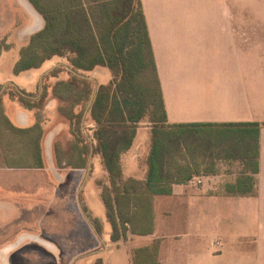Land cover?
Segmentation results:
<instances>
[{
    "label": "trees",
    "instance_id": "trees-1",
    "mask_svg": "<svg viewBox=\"0 0 264 264\" xmlns=\"http://www.w3.org/2000/svg\"><path fill=\"white\" fill-rule=\"evenodd\" d=\"M43 20V27L32 34L18 51L14 75L39 70L53 58H61L67 66H59L46 75L58 78L65 70L67 79L46 84L39 97L10 83L0 94V190L23 194L30 180L23 172H43L32 191H55L45 161V103L52 95L59 101V115L68 123L70 149L55 145L56 163L73 174L70 184L83 180L88 169L91 145L83 133L85 127L95 140L94 154L101 155L106 178L96 183L105 207V218L111 227L112 243L133 236H149L155 232V198L170 195L171 180H188L194 158L214 155L218 158L240 156L250 173H259V137L264 123L170 124L162 98L141 0H28ZM66 67L70 68L67 70ZM97 67L107 68L111 79L99 84L87 74ZM17 100L35 122L26 127L15 125L6 114L3 95ZM89 109L87 111L88 105ZM87 111V118H84ZM151 127L150 148L141 162L146 166L143 179L125 177L123 155L131 148L140 123ZM92 123L94 127L87 125ZM231 155V156H232ZM186 160V167L179 165ZM64 163V164H63ZM165 166L167 168H165ZM43 175V174H42ZM256 176H242L224 191L232 196L256 195ZM66 197V196H65ZM64 197V198H65ZM69 199H63L70 205ZM78 206V205H77ZM77 208L79 210H77ZM75 207L95 234L102 237L103 221L95 217L85 204ZM39 226V225H38ZM41 232L56 241L54 222L32 227L18 223L0 239V248L15 241L24 231ZM161 239L132 249L130 264H159ZM92 264H103L98 259Z\"/></svg>",
    "mask_w": 264,
    "mask_h": 264
},
{
    "label": "crops",
    "instance_id": "crops-1",
    "mask_svg": "<svg viewBox=\"0 0 264 264\" xmlns=\"http://www.w3.org/2000/svg\"><path fill=\"white\" fill-rule=\"evenodd\" d=\"M141 3L168 123H264V66H248L247 16L240 15L245 7L242 4L246 5L247 0H141ZM241 39L245 48L238 43ZM215 41L217 45H214ZM52 61L55 58L43 67ZM215 66H220L219 70L224 72L222 78L209 73ZM99 68L107 69L97 67L87 74L97 86L111 79L107 69L109 78L101 82L106 74ZM52 69L48 68L44 73L49 74ZM67 77L53 78L51 86ZM47 103L51 104V109L47 110L51 118L60 116L59 101L52 95L51 88L44 111ZM87 111L84 118H87ZM50 121L54 122V119H49L47 124ZM87 126L94 127L92 123ZM82 130L91 145L88 171L94 168L93 176L88 179L93 181L100 195L96 183L105 179L107 173L101 155L93 153L96 142L92 131L88 133L85 127ZM62 131L56 123L45 130L44 149L47 143L51 144L50 158L46 157L45 151L47 167L50 164L57 166L55 145L63 150L70 149L72 139L68 127L64 142L58 139ZM150 136L149 124L140 123L131 148L122 158L125 177L144 178L146 166L143 167L141 162L149 153ZM259 144L257 176L247 170L240 156H196L189 164L191 178L171 180L184 183L173 184L170 195L155 198L154 234H129L127 241L112 243L108 224L107 246H111L112 251L124 250L129 264L132 249L149 245L157 238L161 239L159 264H264V127L260 130ZM185 161L179 160V165L185 166ZM97 168H100L99 172ZM247 175L258 179L256 195L225 193L226 184H233ZM195 178L201 180L200 185L192 184ZM7 201L5 196H0V203ZM2 209L5 208L0 204V239L9 233L11 227L23 222L20 214H16V208H13L16 220ZM6 221L10 222L5 225Z\"/></svg>",
    "mask_w": 264,
    "mask_h": 264
},
{
    "label": "rangeland",
    "instance_id": "rangeland-1",
    "mask_svg": "<svg viewBox=\"0 0 264 264\" xmlns=\"http://www.w3.org/2000/svg\"><path fill=\"white\" fill-rule=\"evenodd\" d=\"M242 6L245 7H242L240 15L247 16L245 27L247 29L248 66H264V0H247V4H242ZM42 27V19L27 0H0V94L4 93L8 84L13 83L20 89L38 97L41 86L53 83L52 78L46 79L48 73L44 71L52 67L55 69L66 63L64 59L55 58V61L38 72L30 71L20 76L13 74L20 47ZM238 43L241 48H245L243 39ZM215 44L217 45L216 41ZM219 67L215 66L214 70H210L209 73L214 74L216 78H222L224 72L219 70ZM99 70L106 74V78L102 77L101 82L107 81L108 70L102 68ZM60 77H67L65 70L60 73ZM3 102L6 114L15 125L26 127L35 122L33 114L24 111L17 100H11L5 94ZM50 109L51 104L47 103L42 121L46 123L47 120L54 119V122L46 123L45 130L56 123V127L63 129L58 139L64 142L68 123L60 116L51 118V114L47 111ZM50 146L51 144H46L45 151L48 158H50ZM47 170L55 181V191L42 192L40 190L33 194L28 193L32 191L34 185H37L36 179L39 180L41 176L45 177L43 172L4 171L9 174L23 172L27 175L25 180H30V182L26 183L23 194L17 195L0 190V196H5L8 200L0 204L5 208L2 209L3 211L10 213L12 220H16V214H20V220L28 226L39 225L40 228L43 223L53 221L57 229L56 241L53 242L44 235H40L41 232L46 233L45 230L39 229L41 231L33 233L24 231L15 241L0 248V264H92L98 259H102L103 264H129L124 250L113 249L112 251V247L107 246L110 228L105 218V207L93 181L89 180L93 176L94 168L91 172L87 169L83 180L77 184H70L73 173L69 169H60L50 164ZM97 170L99 172L100 168ZM86 179L89 180L87 183ZM83 186H85L84 189ZM64 197L69 199L67 201L70 205L63 203ZM85 202L93 215L103 221L102 237L95 234L82 216L80 217L75 211V207L78 206L83 211L82 206L86 204ZM13 208H16V214L13 213L15 212ZM9 222L6 221L5 225ZM20 238L23 240L18 245H14Z\"/></svg>",
    "mask_w": 264,
    "mask_h": 264
},
{
    "label": "built area",
    "instance_id": "built-area-1",
    "mask_svg": "<svg viewBox=\"0 0 264 264\" xmlns=\"http://www.w3.org/2000/svg\"><path fill=\"white\" fill-rule=\"evenodd\" d=\"M193 185H200L201 184V180L199 178H195L194 182H192ZM217 245H220L219 242L216 243Z\"/></svg>",
    "mask_w": 264,
    "mask_h": 264
},
{
    "label": "water",
    "instance_id": "water-1",
    "mask_svg": "<svg viewBox=\"0 0 264 264\" xmlns=\"http://www.w3.org/2000/svg\"><path fill=\"white\" fill-rule=\"evenodd\" d=\"M21 240H23V238L18 239V241L14 243V245H18L21 242Z\"/></svg>",
    "mask_w": 264,
    "mask_h": 264
}]
</instances>
